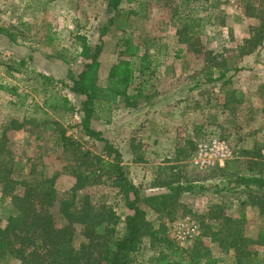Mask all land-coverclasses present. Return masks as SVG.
<instances>
[{
	"label": "rangeland",
	"instance_id": "obj_1",
	"mask_svg": "<svg viewBox=\"0 0 264 264\" xmlns=\"http://www.w3.org/2000/svg\"><path fill=\"white\" fill-rule=\"evenodd\" d=\"M121 6L130 13L121 17L124 32L117 28L119 21L107 25L114 13L105 0H0V26L14 33L13 40L0 34V168L10 169L19 192L21 181L57 171L58 199L71 195L75 177L63 170L76 151L56 146V136L64 131L91 156L104 153V142L83 134L80 111L41 104L56 92L80 106L82 97L63 85H70L69 77L83 68L84 60L76 56L77 35L91 48L101 45L99 85H105L112 65L129 58L121 54V39L127 35L139 46L131 86L139 90L136 104L119 99L97 108L91 127L119 151L125 175L141 195L165 192L166 185L176 181L191 187L176 197L173 219L142 202L145 219L155 228L163 225L165 235L187 249L200 234L201 218L213 222L205 214L218 210L243 217L245 235L256 238L264 217L248 201L241 203L247 190L237 187L233 178L250 168L242 151L260 148L264 156V34L258 41L264 0H125ZM182 30L187 35L181 41ZM38 73L48 75L50 85L44 86ZM5 87L15 89V95ZM5 186L0 181L2 225L12 208ZM75 195L77 204L88 195L111 207L120 219L117 234H124L125 216L132 211L106 175ZM80 240L78 228L75 242ZM202 240L220 264H235L233 250H222L209 237ZM249 249L264 263V246ZM157 257L158 250L144 237L131 264H156ZM0 264L19 261L10 258Z\"/></svg>",
	"mask_w": 264,
	"mask_h": 264
},
{
	"label": "trees",
	"instance_id": "obj_2",
	"mask_svg": "<svg viewBox=\"0 0 264 264\" xmlns=\"http://www.w3.org/2000/svg\"><path fill=\"white\" fill-rule=\"evenodd\" d=\"M124 1L105 0L108 9L114 13L107 25L119 21L117 28L122 32L125 31L126 21L125 17H121L130 14L121 6ZM258 28V41L261 42L264 17ZM0 34L14 39V33L5 27L0 26ZM178 35L182 41L187 32L182 30ZM188 36L191 38V35ZM76 39L79 41V52L76 56L84 60L83 68L76 76L69 77L70 85H63L69 86L71 92L82 97L80 106L77 109L65 95L52 92L46 96L43 94L45 99L41 107L69 113L80 111L79 125L83 134L103 140L104 153L91 156L89 151H80L77 141L65 135L64 131L56 136V146H70L76 151L74 161L63 170L75 177L70 189L71 195L60 200L54 185L59 172L51 175L38 172L33 178L18 183L22 187L19 192L15 191L17 183L10 177V169L5 165L0 168V181H5L6 193L11 195L12 206L6 223L0 224V262L15 258L19 264H131L133 253L139 250L143 238L148 237L152 248L158 250L156 264H220L204 246L202 237H209L211 241L217 242L222 250H233L235 264H264L262 260L255 259L254 251L249 249L252 245L264 246V223L257 237L252 238L244 233L243 217L228 216L219 210L207 213L205 217L214 218L213 222L201 218L200 234L192 248L187 249L174 244L173 240L165 235L163 225L155 228L145 219V212L140 203H146L159 216H171L170 219H173L176 207L179 206L176 197L191 187H185L183 181H176L175 184H167L165 192L141 195L125 175L119 151L107 140L101 139L100 133L91 127V119L97 108L105 109L119 99L129 106L136 104L139 90L131 86L137 71V67L133 66V59L137 57L139 46L133 43L129 36L124 35L121 39L124 48L121 54L129 58L121 59L112 65L105 85H99L97 69L101 45L91 48L85 37L77 35ZM47 42L50 44L49 40ZM72 60L75 61L76 57ZM37 76L45 81L44 86L50 85L51 78L48 75L38 73ZM5 89L15 95V89ZM48 127L53 129L50 124ZM1 139H4V131H0ZM242 154L247 155L246 161L250 168L242 174H235L233 182L237 187L242 186L247 190V199L241 203L248 201L264 217V156L260 153V148L245 149ZM100 175H106L112 184L120 189L126 196V206L132 211L125 216V232L122 236L117 234L119 216L111 207L101 202H93L88 195H83L77 204L79 200L76 199L75 191L93 183ZM55 207L57 210H54ZM56 214L59 221H56ZM78 228L81 240L76 243Z\"/></svg>",
	"mask_w": 264,
	"mask_h": 264
}]
</instances>
